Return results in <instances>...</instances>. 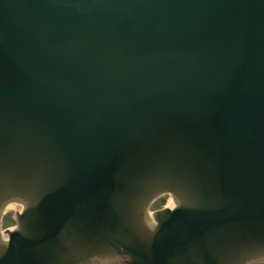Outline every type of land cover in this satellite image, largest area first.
Here are the masks:
<instances>
[{
	"label": "water",
	"instance_id": "water-1",
	"mask_svg": "<svg viewBox=\"0 0 264 264\" xmlns=\"http://www.w3.org/2000/svg\"><path fill=\"white\" fill-rule=\"evenodd\" d=\"M0 184V264L264 261V0H0Z\"/></svg>",
	"mask_w": 264,
	"mask_h": 264
},
{
	"label": "rangeland",
	"instance_id": "rangeland-1",
	"mask_svg": "<svg viewBox=\"0 0 264 264\" xmlns=\"http://www.w3.org/2000/svg\"><path fill=\"white\" fill-rule=\"evenodd\" d=\"M168 199H172V197L169 194H163L159 195L153 202H151L148 212L149 214H152L158 209H161ZM16 211L15 210H7L3 213V217L1 220V228L0 230L3 231V233L6 231V229L14 228L15 227V217H16Z\"/></svg>",
	"mask_w": 264,
	"mask_h": 264
},
{
	"label": "bare ground",
	"instance_id": "bare-ground-1",
	"mask_svg": "<svg viewBox=\"0 0 264 264\" xmlns=\"http://www.w3.org/2000/svg\"><path fill=\"white\" fill-rule=\"evenodd\" d=\"M174 200H172V199H168V201L166 202V204L165 205H167V204H169V203H171V202H173ZM164 205V206H165ZM15 210L16 212H17V208H16V203L15 202H9V203H7L5 206H4V212L5 211H7V210ZM147 218H148V220H150L149 219V215L147 216ZM10 229H12V228H10ZM5 233L6 232H4V233H1V239H3V241L5 240L3 237L5 236Z\"/></svg>",
	"mask_w": 264,
	"mask_h": 264
},
{
	"label": "snow or ice",
	"instance_id": "snow-or-ice-1",
	"mask_svg": "<svg viewBox=\"0 0 264 264\" xmlns=\"http://www.w3.org/2000/svg\"><path fill=\"white\" fill-rule=\"evenodd\" d=\"M3 185L2 184H0V187H2ZM5 240H7L8 239V237L7 236H4L3 237Z\"/></svg>",
	"mask_w": 264,
	"mask_h": 264
},
{
	"label": "flooded vegetation",
	"instance_id": "flooded-vegetation-1",
	"mask_svg": "<svg viewBox=\"0 0 264 264\" xmlns=\"http://www.w3.org/2000/svg\"><path fill=\"white\" fill-rule=\"evenodd\" d=\"M261 264H264V263H261Z\"/></svg>",
	"mask_w": 264,
	"mask_h": 264
}]
</instances>
